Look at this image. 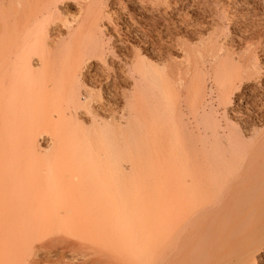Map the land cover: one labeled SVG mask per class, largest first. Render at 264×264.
<instances>
[{
	"label": "bare ground",
	"instance_id": "obj_1",
	"mask_svg": "<svg viewBox=\"0 0 264 264\" xmlns=\"http://www.w3.org/2000/svg\"><path fill=\"white\" fill-rule=\"evenodd\" d=\"M64 1L0 0V264H50L41 254L56 251L54 264H264V241L244 240V220H238L248 206L264 211L263 17V29L240 53L216 38L200 53L181 38L177 60L140 50L119 55L117 80L108 72L113 61L105 58L101 23L109 1L72 0V22L58 8ZM137 1L154 16L149 23L162 21L167 31L176 29L168 21L174 13L184 23L180 13L206 6ZM153 43L165 48L159 39ZM206 58L220 104L237 96L241 106L220 122L202 108ZM93 61L102 66L93 79L105 69L107 88L110 80L122 88L115 90L124 103L118 115L117 92L104 101L82 75ZM183 87L194 117L202 108L196 131L182 120ZM42 133L56 149L44 159L35 148ZM64 173L76 183L63 181ZM232 197L234 203L224 201ZM85 230L96 241H60L62 235L80 239Z\"/></svg>",
	"mask_w": 264,
	"mask_h": 264
},
{
	"label": "rangeland",
	"instance_id": "obj_2",
	"mask_svg": "<svg viewBox=\"0 0 264 264\" xmlns=\"http://www.w3.org/2000/svg\"><path fill=\"white\" fill-rule=\"evenodd\" d=\"M68 1H71V2H68ZM68 1L66 0V1L60 3L58 5V8L63 13L62 17L67 18L68 20H70L72 22L73 19H71V17H74L76 15V8H75V3L72 0H68ZM107 1H109V2H107ZM107 1L105 0V4L107 2V4L105 5L106 9H107L106 11L110 15L108 18L104 17L105 19L103 18L102 19L103 21L101 20V23L103 25L105 24L104 27L106 26L104 28V31H103V34L105 37V38H103V41L105 43L108 41L107 44L109 43L108 44L109 49H107V51L105 52V58L107 59V64L112 63V62H109V60L113 61L112 67H113V65H114V67L113 68L108 67L110 69V71L108 70V72H109L110 76H112V77L116 74L117 80L119 77L118 76V74H119L118 70H121V68H122V67H120L121 65L119 64L120 62L118 59H121V57H124V56H125V58H126V56H129L128 58H130L132 56V53H134V50H140L142 55H146L148 57L151 54H152L151 56L155 55L154 59L159 60V61L160 60L163 61V60L170 59V58L171 59L175 58L174 60H177L179 58V55H180L179 54L180 46L179 45L175 46L177 40H181V38L183 40H188V44H191V46L195 45L194 46L195 50L202 53L207 48V46H209V42H210L209 39L214 40L216 38L221 44L223 42L224 43L226 42V44L228 45L229 48H231L232 50L236 49V51H239L240 48H244V44L246 42L251 41L253 39V37H255L256 34L258 35V31H261L263 29V28L260 29L261 25L258 23H261L262 19L264 20V9H263L264 6L262 7L264 0H202L203 2L201 0H197L199 3H202V4L205 3L206 6L205 5H202V6L194 5L192 8H188V10H186V11H188L187 13L189 16H186L184 13H182V14L180 13V17L186 19L184 23H181V21H182L181 19H179L177 21V19L175 18L177 13H174L173 17L168 18V21L170 22V24L171 25L173 24L174 27L176 28L175 30H171V31H167L165 29V27L163 26L164 23L162 21L157 22L156 26L153 27L147 19H151V17H154V16L148 15L143 10V8L141 7V5L138 3L137 0H120V2H119V0H107ZM170 1H172V0H170ZM114 2H115V4H114ZM130 16H132L134 19L131 20ZM188 18H190V19H188ZM67 19H65V20H67ZM68 20H67V22L69 24H72V26H73L74 24ZM179 21L181 24L179 23ZM212 21L213 22L216 21V23L219 22V26L217 28H210L209 25H211ZM63 22L64 21H61V23L58 22L59 24L57 23V27L63 28V25L60 26V24H62ZM262 22H264V21H262ZM144 24H146V25H144ZM143 26H145V28ZM60 30H62V32H63L64 29L60 28ZM184 33L187 34V37H185L186 35ZM251 34H253V35H251ZM139 36L140 37L142 36V38H140ZM178 36L180 37V39ZM143 38L145 39V41H143L144 40ZM158 39L163 43L165 48H157L156 47V45L153 42H155ZM190 39H191V41H190ZM202 41H203V43H202ZM201 44H202V46H201ZM143 47L144 48L146 47L145 50H143L144 49ZM203 48H205V49H203ZM147 49H148V51H147ZM262 49L263 48H261V49L258 48L259 51L258 50L256 51L258 59H261V57L259 55L261 54ZM112 52H114L115 54L117 53V54L115 55ZM240 52H242V50H240L239 53ZM111 53L114 54L115 56L112 57ZM119 55H121V57ZM113 58H114V60L115 59L116 60L114 61ZM207 60H208V58L205 59L204 68H203V71L205 73V77H204V83H203L204 96H203V107L202 108L207 112L209 110H212L213 118L216 119L218 122H220V120H222V118L224 117L225 113L228 116H229V113L236 114V111H238V109H239L238 107H241V106H238V104H237V102H238L237 96L231 97L230 101L223 104L224 106H222L220 104V102L217 98L219 90H218V87H216L214 81L211 79L212 69H211L209 63L208 62L206 63ZM91 63H86V66L85 65L83 66V68L81 70L82 75H84L85 78L87 77L86 81H88V79H89L93 82V85H95V86L97 85L98 89L101 86V88L104 91L101 88H100V90L103 92L98 90L96 88L97 86L94 88H96L95 91L99 92V94L102 93L100 96H102V99L103 98L105 99V100L103 99L104 101H106L107 100L106 98L109 97L108 93H110L111 95H114L117 92L116 93L117 96H116L115 104H114V106L116 105L114 113L116 115H118L119 112L121 111L123 104H124L123 101L121 100L120 95L118 94L119 92L115 91L116 89L118 90V88H119L118 85L115 83L112 84V81L110 80L109 81V87L107 88L108 84L106 85V83H105L106 78L103 77V76H105L104 73L107 71L105 69H101L102 68L101 65L96 66L97 65L96 62L93 61ZM100 66H101V68H99V69H101L102 71L104 70V71L101 72L99 70L98 73L100 75L97 74L99 76H96V78L93 79L94 78V76H93L94 72L97 73L96 67L98 68ZM108 66H110V65H108ZM111 71H113V73ZM116 71H118V72H116ZM102 80L104 81V84H103V82H101ZM100 82H101V84H99ZM110 82H111V85H110ZM124 82H125L124 84H126V85H127V82L129 83L128 80H126ZM262 83L264 84V79H263ZM102 84H103V86H102ZM114 85H116V86H114ZM104 86H106V88ZM109 88H111L110 89L111 92H109L110 91ZM119 89L122 90L121 87ZM180 91H181V93H180V100L178 102V105L180 107L179 109L181 110V111L180 110L179 111L182 115V120L184 121V123L187 124V126L190 128V130L196 131L197 126H198L196 121L202 115V108H201V110H199L200 112L198 113V115L196 117H194V114H193L194 112L191 109H189V105L185 102V99H186L185 96L186 95H185L184 87L181 88ZM246 102H248V101H246ZM96 106H97V104H96ZM117 112H118V114H117ZM255 114L259 115L257 111H255ZM241 115L240 116L243 118V120L245 119V121H246V122L244 121V123L250 122L251 118L250 119H246V117L244 118L243 112ZM255 120H257V119L255 118ZM223 129H224V126L221 129H219L220 133H224L225 135H227L228 131L223 130ZM194 135H196V132L194 133ZM246 135H247L246 136L247 138L250 137L249 133L248 134L246 133ZM47 144L49 147L47 146ZM36 147H37L36 152H37V155L40 159H44L47 156H52L56 152V149L53 148L52 143L50 142V140L48 138V135H46L44 133L36 135L35 148ZM194 149L199 150L200 145H198ZM23 150L25 151L26 149L21 148V151H23ZM137 150L139 151V149H137ZM123 164H124L126 169L130 168L129 163L124 162ZM128 169H127V172H129ZM45 174H46V172L43 171V173L41 175H45ZM138 175H139V173H136V174L131 173V174H128L127 176H129L130 178H133V177L138 176ZM62 178H63V181L65 180V182L68 184L72 183V180L75 181L74 183H76V181H77L76 178H75L76 180H74L72 174L70 176V173H66V174L64 173V175H62ZM70 178H72L71 181H70ZM131 183L133 185L134 181L131 180ZM135 192H132L131 194L139 195L140 198H147L146 192H140V191H138V192L135 191ZM224 199H225L224 201H227V202L232 201V203H234L237 200L236 197L224 198ZM212 200L215 201L216 198H214ZM231 207L232 206H230V210L236 211L235 206L233 209ZM248 208H251V207L248 206ZM248 208L246 207L245 211H242V210L240 211V209L238 208L240 213L244 212L238 218L239 221H240V219H241V221L244 220L243 227L241 228V231L239 232V234L241 236H243L244 238L243 237L242 238L244 240L246 239V241L252 240V242L254 241L255 243H260L261 241H264V217H263L264 215H261V214H264V211L262 210L261 207H257L255 211L248 210ZM210 215H212V214H209L208 218L210 217ZM85 231L87 234L83 236L84 238L79 237L80 239H78L77 237H69V236L65 237L62 235L60 241H62V240H64V241H96L93 231L92 232H90V230H88L89 232H87V230H85ZM91 234H92V236H91ZM87 237H89V238H87ZM91 237H94V239ZM87 239H91V240H87ZM52 240L53 239H51V241ZM44 241H49V240H44ZM56 254H57V251L51 252L49 254L42 253L41 255L44 256L45 258L47 257L46 259L49 258L48 260L51 259L52 261H50L51 263L50 262L49 263L52 264V262H53V264H54V260L56 259V256H55ZM50 257H52L53 259ZM66 257L68 259L70 258V256L67 254H66ZM152 264H156V259H155V262H152Z\"/></svg>",
	"mask_w": 264,
	"mask_h": 264
}]
</instances>
